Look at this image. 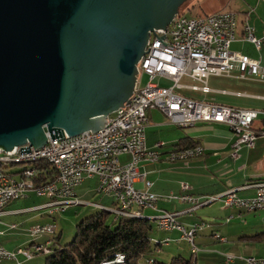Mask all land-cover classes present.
<instances>
[{
    "label": "built area",
    "instance_id": "2783aa9c",
    "mask_svg": "<svg viewBox=\"0 0 264 264\" xmlns=\"http://www.w3.org/2000/svg\"><path fill=\"white\" fill-rule=\"evenodd\" d=\"M264 1V0H261ZM239 26L238 14L233 10H219L205 16L190 17L178 14L166 29L151 34L146 53L139 62L140 75L147 77L145 84L137 89L129 103H125L108 117V123L98 131H85L74 136L62 132L47 133L48 141L42 147L27 144L16 146L13 150H0V213L12 201L24 199L31 194L46 197L48 201L39 207L62 211L66 198H73V205L85 204L87 201L78 196L77 188L88 178H97L96 192L112 198H120L125 202V210H113L117 217H127V212L152 209L159 212L156 221L161 230L172 231V227H182V238H189V244L197 249L196 238L201 231L211 226L206 220L191 224L179 221L182 213H190L216 201H222L226 207L239 209L241 212H255L264 209V180L253 181L238 187H232V195L225 192L217 195H197L190 192L187 182L180 183L181 192L156 193L150 190L152 182L144 181L139 173V165L143 162H157L160 155H186V158H197L204 154L201 144L191 147H176L162 153L148 146L147 127L150 123L148 111L158 109L164 112L169 120L180 127H190L197 122L224 123L236 134L234 154L242 146L254 148L259 132L253 128L258 116L255 109L230 107L217 103L199 101L178 93L180 79L188 76L202 83L192 88L204 92L210 91L207 80L210 75H231L239 71L241 78H261L264 80V65L258 59L231 49L237 39ZM245 38L257 49L264 46V34L257 35L255 27L248 21L244 24ZM167 77L173 85L164 86L156 81L157 77ZM140 78V77H139ZM263 134V133H261ZM130 142L131 150H118L113 155H94L95 143ZM165 142L157 141L162 147ZM44 155L51 169L55 170V178L42 179L46 167L22 168L10 167L3 170V163H10L11 157L31 158ZM128 159L123 160L122 156ZM140 179L144 185L138 186ZM254 188L253 196H241L238 192ZM177 200L188 205L183 211H171L160 208V202ZM88 203V202H87ZM96 207L99 203L92 202ZM229 220V219H227ZM54 222L35 224L30 227L33 236L46 235L48 240L40 247L27 250L18 247L9 250L0 246L1 257L17 259L23 256L33 258L50 248L60 246V242H51V234L57 232ZM225 241L224 236H213ZM159 251V250H157ZM124 252H116L110 259ZM240 256L225 253L224 264H230ZM242 264H264V258H241ZM103 261V262H105ZM147 264H153L152 258Z\"/></svg>",
    "mask_w": 264,
    "mask_h": 264
},
{
    "label": "water",
    "instance_id": "95a60500",
    "mask_svg": "<svg viewBox=\"0 0 264 264\" xmlns=\"http://www.w3.org/2000/svg\"><path fill=\"white\" fill-rule=\"evenodd\" d=\"M188 0H0V150L98 131Z\"/></svg>",
    "mask_w": 264,
    "mask_h": 264
},
{
    "label": "crops",
    "instance_id": "0c3cea01",
    "mask_svg": "<svg viewBox=\"0 0 264 264\" xmlns=\"http://www.w3.org/2000/svg\"><path fill=\"white\" fill-rule=\"evenodd\" d=\"M237 14L239 19L237 39L232 42L231 49L258 59L264 65V46L259 50L248 42L245 38L244 29V24L248 21L255 27L257 35H263L264 9L260 11L256 9L252 14L249 12L242 15L237 12ZM156 80L161 85H164L161 82L165 81L164 86L173 85V81L167 77L160 76ZM207 83L210 87L208 92L194 89L192 85H202V83L184 76L180 79V86H177L175 90L182 95L207 103L257 110L259 113L253 123L255 129L259 132L256 145L254 148L242 146L237 154H234V144L237 136L228 125L214 122H197L187 128L180 127L174 125L161 110L150 109L148 111L150 123L147 127V143L150 148L167 153L171 149L179 147L184 138L196 142V144H201L205 148L204 154L194 159L172 160L169 159V155H160V160L157 162L141 163L139 173L144 181L149 180L152 182L150 190L153 192L168 193L175 191L179 193L181 192L180 183L187 182L191 186L190 192L194 194L217 195L232 189V187L264 180V80L253 77L244 79L239 76L238 70H234L231 75H210ZM163 116L167 118L165 119ZM160 140L165 142L162 147L156 146V142ZM122 159L127 160L128 156L123 155ZM85 181L78 187L80 188L78 196L85 195L87 192L86 188H83ZM137 184L139 187L144 185L141 179ZM238 193L245 197L253 196L256 190L250 188L241 190ZM27 198L19 199V201ZM46 199L47 202L48 198ZM15 202H18V200L10 202L0 213L1 221L7 217L15 218V216L27 212L28 209L30 211L46 209L39 207L46 202L28 206H18V203ZM96 203H99V205H96L97 208L109 212H113V206L116 205L115 200L109 196H104ZM164 203H171L173 206H165L164 204L163 206L160 205V208L171 211H183L188 208L187 204L177 200ZM215 204L217 203L213 202L206 205L208 207L205 209L200 208L190 213H182L178 217L179 221L186 224L200 220H207L211 223V226L201 231L196 238V242L197 239L199 241L197 244L198 250L200 247L199 252L206 258L205 263L216 264L217 262L218 264H224L225 253L229 252L240 256L230 264H242L243 260L241 258L248 256L264 258V219L252 215L257 211L241 212L239 209L226 207L222 201L218 205ZM142 212L144 213V211ZM48 213L52 214L49 211ZM154 225L156 226V224ZM19 226L21 228L16 233L18 237H28L29 235L33 239L35 238L29 244L26 242L24 246L19 247L26 246L27 250H31V243L40 242L36 240L40 237L33 236L30 233L28 218L21 223L12 224L11 227L18 228ZM176 232L178 234H175ZM170 233H174V236H171L172 238H180L174 240L177 244L184 240L181 239V232L178 229H172ZM216 233L226 237V240L215 239L213 236ZM157 241L163 240H154V243ZM161 246H157V250L160 251ZM166 246L171 245L166 244ZM198 250L195 252L192 249L194 256ZM31 259H26L23 256H19L17 259L7 258L3 264H39L38 259L29 263L32 261ZM198 263V260H196V264Z\"/></svg>",
    "mask_w": 264,
    "mask_h": 264
},
{
    "label": "trees",
    "instance_id": "16d2710c",
    "mask_svg": "<svg viewBox=\"0 0 264 264\" xmlns=\"http://www.w3.org/2000/svg\"><path fill=\"white\" fill-rule=\"evenodd\" d=\"M203 1L188 0L184 2L179 9V14L190 17L210 14L202 9L205 4ZM194 9L196 13L192 14ZM253 128L255 129L254 125ZM194 145H197L196 142L184 138L179 147ZM38 166L46 167V171L41 173L44 181L55 178V170L51 169L47 161L37 163L35 168ZM109 214V211L100 208L98 212L81 220L76 226L75 238L70 243L60 244V246L44 252L48 254L46 264H102L116 252H124L126 257L124 264H139L143 257L153 253L158 249L157 246L162 245L161 241L154 243V239L151 237L154 227L157 225L155 226V222L153 223L149 218L118 217L114 218L112 223H108ZM53 235L52 242H59L60 237L58 240L55 239L58 236L57 232ZM34 244H42V242L33 243L30 246L31 250L37 246ZM153 260V264H194L191 258L181 254L172 257L170 261Z\"/></svg>",
    "mask_w": 264,
    "mask_h": 264
},
{
    "label": "rangeland",
    "instance_id": "374dc122",
    "mask_svg": "<svg viewBox=\"0 0 264 264\" xmlns=\"http://www.w3.org/2000/svg\"><path fill=\"white\" fill-rule=\"evenodd\" d=\"M203 2L205 4L203 5L202 9L204 11H208L209 13H213V12L218 11V10H233V11H237L238 13H240L242 15L245 12L246 13L249 12L250 14H252V12L255 11L256 9L258 11L264 9V1H261V0H204ZM194 13H196L195 9L192 11V14H194ZM146 80H147V77L145 75L141 74L140 78H139V84L138 85L140 87H142L145 84ZM161 83H163L165 85L166 82L163 81ZM163 118L166 119L167 117L163 116ZM148 135H149V133H148ZM23 166H26V164L17 163V164H14L12 167L13 168H22ZM7 167L9 168L10 166H7ZM96 184H97V178L96 177H94L92 179H87L85 181L83 188H86L85 190H87V192L85 193V195H80L79 197L81 199L87 201L88 203L86 202L85 204H81V205H69V206L65 207V209L62 211L57 212V210H55L54 214L48 213V211L51 213V211L53 209H50V210L37 209V210H32V211H30L28 209L27 212H24L20 215L15 216V218L11 219V217H7V218L3 219L2 221L0 220V222H2L0 224V246H3V247L10 249V250H13L19 246H24V244L26 242H28V244H29L30 242H32L35 239V238L33 239L32 237H30L29 235H28V237H18L16 233L19 231L21 226H19L18 228H12L11 227L12 224H17L18 222L21 223V222H23V220H25L27 218H28V226H30V227L32 225L38 224V223H40V224H46V223H51V222L56 223L57 228H58L57 229L58 236L55 239L58 240L60 237L59 242H60V244H63V245L70 243L75 238L77 224L81 220H83L84 218H86V217H88V216H90V215H92V214H94L100 210V208H97L92 204V202H99V200H101L104 197V195L96 192V190H95ZM79 190H80V188L77 189V193L79 192ZM79 194L80 193H78V195ZM46 200L47 199L44 197H40V196H36V195L32 194V195H30L29 198H27L25 200H20V201L18 200V202H15V203H18V206H25V205L28 206V205L40 204L42 202H46ZM218 202L221 203V201L219 200V201L215 202V203H217L215 205H218L219 204ZM160 203H162V204H160L162 206L164 204H165V206H170V207L173 206V204H171V203H169V204L164 203V202H160ZM207 207L208 206H204L201 208L205 209ZM144 214H145V216H154L157 214V212L152 210V209L147 208L144 210ZM252 215H255L261 219H264V209L260 210L259 212L255 213V214H252ZM114 218H115V214L113 212H110V214L108 215V223H112ZM170 232L160 230L157 227H154V230L151 234L152 239L165 241V238L169 237L170 240L172 239V241L169 240V242L167 244H169L171 246H166V244L163 243L162 246L160 247L161 250L159 252L157 250H155L153 253L146 255L145 257H143L140 260L139 264H147L148 258H153V259L162 260V261H170L173 255L177 256L179 254H181L184 257H187L189 259L191 258L194 261V264H196V260H198V262H199L198 264H208V263H205L206 258L203 257L201 252H199L200 247H199L198 252L195 253V256H194L192 249H191V245L189 244V242L184 239L180 243L177 244L176 242H174V240H178L180 238H177V239L172 238L171 236H174L173 235L174 233L172 234ZM175 234H178V233L176 232ZM53 236L54 235L51 236V242L53 241V239H52ZM37 237H40L38 239L36 238V240H38L40 242L45 241L46 238H49L46 235H39ZM33 243H35V242H33ZM33 243H31V244H33ZM198 243H199V241L197 239L196 244H198ZM36 245L37 244H34V246H36ZM47 256H48V254L38 253V254L34 255V257L31 259L32 261H30L29 263H32L35 259H38L39 264H46ZM5 259H7V258H5ZM4 260H3V262H5ZM216 264H218V263L216 262Z\"/></svg>",
    "mask_w": 264,
    "mask_h": 264
},
{
    "label": "bare ground",
    "instance_id": "6f19581e",
    "mask_svg": "<svg viewBox=\"0 0 264 264\" xmlns=\"http://www.w3.org/2000/svg\"><path fill=\"white\" fill-rule=\"evenodd\" d=\"M118 150H131V143L130 142H121V143H95L93 146V154L94 155H113L116 153ZM169 159L172 160H182V159H191V158H186V155H169ZM46 162L47 158L44 155H37V156H32L31 158H24V157H11L10 158V163H3V170H10L9 168L12 167L14 164L20 163V164H26V166H29V168H35V165L39 162ZM7 166H10L9 168ZM7 167V168H6ZM225 195H232V189L227 190L225 192ZM116 203V208L117 210H125V202L123 200H120V198H113ZM66 205H73V198H66ZM56 209H53L51 213L53 214ZM258 212V211H257ZM113 213L115 214V217H117V213L113 210ZM128 217H136V218H149L153 222L156 223L159 229H161V225L156 221V219H159V214H156L154 216H145V214L142 211H134V212H127ZM172 229H178L181 234H182V227H172ZM55 234L53 232L51 235ZM214 236H220L219 234H215ZM185 239L189 242V238H182ZM169 238L165 239V241H161V244H167L169 242ZM171 241V240H170ZM41 244H37L36 247H40ZM192 249L196 252L198 250L195 249L192 246ZM49 250H46L45 252H48ZM248 257H255V256H248ZM244 257V258H248ZM5 258H10V257H1V264H3V260ZM258 258V257H257ZM125 254L120 253L118 254L115 259L110 260V261H105L102 264H124L125 262ZM152 263H154V260L152 259Z\"/></svg>",
    "mask_w": 264,
    "mask_h": 264
}]
</instances>
